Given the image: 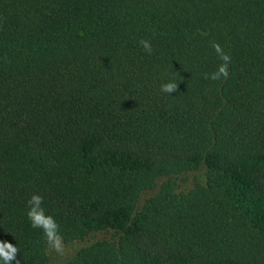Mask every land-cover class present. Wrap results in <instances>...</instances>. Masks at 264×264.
<instances>
[{"label": "trees", "instance_id": "obj_1", "mask_svg": "<svg viewBox=\"0 0 264 264\" xmlns=\"http://www.w3.org/2000/svg\"><path fill=\"white\" fill-rule=\"evenodd\" d=\"M34 193L63 242L107 236L67 264H264V0H0L9 264L48 263Z\"/></svg>", "mask_w": 264, "mask_h": 264}, {"label": "clouds", "instance_id": "obj_2", "mask_svg": "<svg viewBox=\"0 0 264 264\" xmlns=\"http://www.w3.org/2000/svg\"><path fill=\"white\" fill-rule=\"evenodd\" d=\"M139 44L146 53L151 54L152 46L148 40L141 39ZM212 47L217 53L221 63L217 65L214 71L205 73V78L212 81L227 79L231 57L222 50L219 44L213 43ZM177 85V81L170 79L160 85V91L170 94L177 89ZM43 202L44 198L41 195L37 193L32 194L27 201V218L32 228L42 231L49 249L57 254L64 255L65 245L59 231V225L52 215L46 214ZM17 252L18 248L13 243L7 240H0V264H9L10 261L16 259Z\"/></svg>", "mask_w": 264, "mask_h": 264}, {"label": "rangeland", "instance_id": "obj_3", "mask_svg": "<svg viewBox=\"0 0 264 264\" xmlns=\"http://www.w3.org/2000/svg\"><path fill=\"white\" fill-rule=\"evenodd\" d=\"M174 188L176 193H185L195 187L196 185L204 184L205 182V173L202 168H199L196 171L188 172L176 177L174 180ZM157 188H154L151 191L145 192L141 196V201L146 200L147 198L153 196L157 192ZM107 238L104 234H97L88 238L83 242H71L65 243V253L60 255L50 250L47 245V254H48V263L47 264H67V262L77 253V251L84 245H87L96 240H101Z\"/></svg>", "mask_w": 264, "mask_h": 264}]
</instances>
